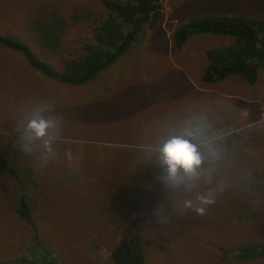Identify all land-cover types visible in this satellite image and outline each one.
Returning a JSON list of instances; mask_svg holds the SVG:
<instances>
[{"label": "rangeland", "instance_id": "obj_1", "mask_svg": "<svg viewBox=\"0 0 264 264\" xmlns=\"http://www.w3.org/2000/svg\"><path fill=\"white\" fill-rule=\"evenodd\" d=\"M162 2L156 22L83 86L47 81L18 54L0 48V153L11 157L0 167V264H110L122 229L137 223L145 264H264V258L222 260L219 253L220 247L264 238V71L253 85L238 75L204 84V51L230 40L195 35L180 50L170 40L174 28L199 16L264 17V0ZM53 8L69 24L55 55L31 39L32 20ZM106 13L98 0H0V35L25 39L40 60L54 65L67 53H81ZM36 112L56 123L50 155L40 140H31L25 151L16 143L26 138L25 125ZM200 115L221 132H212L221 150L215 162L221 178L212 187L226 193L232 209L211 206L196 222L186 210L190 223L180 220L185 227H179L183 200H194L201 184L195 194L160 184L162 192L152 188L154 197L159 194L153 198L148 184L160 171L157 154L144 160L134 151L156 153L179 121ZM243 129L252 131L250 139H238ZM226 137L223 146L219 140ZM10 170L19 184L4 174ZM21 198L28 203L29 225L13 213Z\"/></svg>", "mask_w": 264, "mask_h": 264}, {"label": "trees", "instance_id": "obj_2", "mask_svg": "<svg viewBox=\"0 0 264 264\" xmlns=\"http://www.w3.org/2000/svg\"><path fill=\"white\" fill-rule=\"evenodd\" d=\"M98 1L107 13L102 19L94 23L90 40L85 41L86 44L80 47L81 53L74 50L71 55L67 53L64 58L61 56L57 64L51 65L40 60L29 48L25 39H19L15 35H0V48L18 54L29 68L40 73L47 81L62 86H83L94 80L98 73L114 64L127 51L130 44L136 41V37L141 36L143 28H149L156 22L164 4L163 0ZM41 16L42 18H34L31 22L32 42L45 54L55 55L69 28L68 21L64 20L55 8H53V11L42 13ZM195 35L226 37L230 40L227 44L204 51L206 64L200 73V82L216 84L231 76L238 75L247 84L253 85L257 80L258 72L260 70L264 71V17L253 18L240 14L199 16L172 30L170 40L173 49L180 50L186 40ZM157 107L153 105L151 109ZM185 115L186 118L189 113H185ZM198 117H201V115ZM182 124L183 122L179 121L178 128ZM178 128H174V134ZM218 128L212 129L213 134L221 133ZM251 132L250 130L248 133V129H243L241 132L236 133L238 139L244 141L252 137ZM236 133L231 136H235ZM219 142L223 146L229 144L227 137L222 138ZM135 150V156L139 155L144 160H148L147 157L156 154L143 149ZM7 159V154L0 153V167H3V160ZM4 174L12 176L18 183L12 170ZM20 176L23 179L25 178L22 174ZM211 178L210 183H201L202 188L198 187L199 193L211 190L216 200V203L212 205V209H218L220 212L231 210L232 206L228 202L226 193L217 192V189L212 187L221 178L220 175L218 176L216 169ZM154 189L162 192L157 187H154ZM151 193H153V198L159 195L157 192L154 197L156 193L153 191ZM163 198L171 200V197L166 196V194ZM13 211L15 216L17 215L25 224H31L30 211L25 198L18 200ZM187 211L189 219L196 222L195 212L192 210ZM215 215L221 220L219 213ZM185 217L186 211H183V213L180 211L177 220L179 227H185L181 222L184 220H186V226L189 225L190 222ZM212 221L215 223L213 219ZM173 226V224H170L164 230H171ZM140 229L141 226L138 223L133 228L125 225V229H122L121 232L122 237L109 253L110 264H145L141 253H139L142 239L136 235V230L139 231ZM219 253L222 260L232 258L241 262L260 261L264 258V238L230 249L220 247Z\"/></svg>", "mask_w": 264, "mask_h": 264}, {"label": "clouds", "instance_id": "obj_3", "mask_svg": "<svg viewBox=\"0 0 264 264\" xmlns=\"http://www.w3.org/2000/svg\"><path fill=\"white\" fill-rule=\"evenodd\" d=\"M55 128L54 120L44 117L40 112L33 113L25 125L26 138L22 136L16 140V143L21 151H25L31 140H40L43 142L45 153L50 155L54 140L51 131ZM10 135L16 137L14 131ZM156 154L160 171L149 182V191L163 184L174 192L192 193L202 182H210L215 170V162L221 158L217 139L212 134V125L206 117L184 121L178 133L171 134L157 147ZM8 159L10 160L11 157ZM206 162H208L207 168H205ZM214 203L215 196L211 190L200 192L196 194L194 200L185 198L181 211L192 210L196 215L204 216Z\"/></svg>", "mask_w": 264, "mask_h": 264}]
</instances>
